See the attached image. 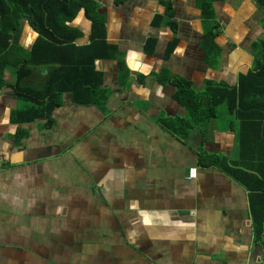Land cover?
I'll use <instances>...</instances> for the list:
<instances>
[{"label":"crops","instance_id":"obj_1","mask_svg":"<svg viewBox=\"0 0 264 264\" xmlns=\"http://www.w3.org/2000/svg\"><path fill=\"white\" fill-rule=\"evenodd\" d=\"M96 1L105 15L106 38L116 43L124 63L97 62L102 87L109 91L102 106L73 104L64 93L51 125L45 119L15 124L10 113L20 107L19 100L14 81L4 75L0 264H264V250L253 239L247 189L217 167L198 163L200 146L208 153L235 155L230 121L219 126L214 118L206 130L177 138L156 117L184 115L185 108L172 98L174 86L153 75L166 67L191 80L196 90L205 78L235 84L238 73L251 66L250 44L260 33L254 0L215 4L224 17L220 24H226L216 37L222 47L217 68L203 60L194 0ZM169 1L175 31L151 24ZM238 7L244 14H236L240 21L255 20L254 33L246 27L250 36L230 26L234 21L227 12ZM71 24L83 32L78 42H87L90 22L82 12ZM24 28L20 43L29 48L37 35L29 25ZM174 35L178 42L163 59ZM149 36L157 43L148 55L143 44ZM44 73L35 70L26 82L42 85ZM17 127L26 130L18 141Z\"/></svg>","mask_w":264,"mask_h":264},{"label":"trees","instance_id":"obj_2","mask_svg":"<svg viewBox=\"0 0 264 264\" xmlns=\"http://www.w3.org/2000/svg\"><path fill=\"white\" fill-rule=\"evenodd\" d=\"M125 0H114L119 3ZM224 0H194L203 28L200 47L203 60L211 68L220 63L222 47L216 37L222 32L217 20L215 4ZM263 13L264 0H254ZM164 14H155L153 26L169 25L176 30L172 3L163 2ZM96 0H0V88L7 65L14 66L15 80L11 84L13 95L24 102L10 113L15 124L45 119L49 126L52 111L61 104L62 95L68 93L76 105L102 106L109 91L102 87L104 74L97 62L117 60L123 66L122 54L116 43L106 38L105 15L99 12ZM82 12L90 22L87 42H78L83 36L80 28L71 24ZM29 25L36 33L29 48L20 43L23 26ZM178 42L177 37L167 43L163 59H167ZM157 38L149 36L143 44L145 54H152ZM251 66L237 75L235 84L205 78L201 89L192 81L172 75L166 67L154 72L156 80L174 86L172 98L185 108L184 115H159L160 127L184 140L195 129L206 130L216 118L221 106L232 117L230 127L235 133L236 150L233 157L197 150L198 163L215 166L248 191V204L252 220L253 239L264 250V32L250 44ZM35 70L44 71L43 83L35 86L26 80ZM144 75H139L143 82ZM127 73L120 72V82L126 84ZM26 135L17 127L15 140Z\"/></svg>","mask_w":264,"mask_h":264},{"label":"rangeland","instance_id":"obj_3","mask_svg":"<svg viewBox=\"0 0 264 264\" xmlns=\"http://www.w3.org/2000/svg\"><path fill=\"white\" fill-rule=\"evenodd\" d=\"M230 1V0H229ZM239 1V0H238ZM223 2V1H222ZM222 2H217V4H219V3H222ZM219 6V5H218ZM246 8L248 9V5H246ZM215 10H216V15H217V20L219 21V19L220 18H223L224 19V17H220V15H218V13H217V8H216V6H215ZM219 10H220V7H219ZM178 12L180 13V11H179V9H178ZM228 13V16H230V18L234 21L233 23H231V27L233 28V27H235V26H238L239 28H236V29H239V32L241 33V34H245L246 33V35L247 36H250L249 34L250 33H248L249 31L247 30V28L246 27H248V26H251L252 27V30H250V32H253L254 33V31H255V26L256 25H254V23L252 22V21H255V20H252V21H249V22H247V20L246 19H243L242 21H240V19L239 18H237V16H236V14L237 15H239L240 16V18H241V14H243V10L242 9H240L239 7H238V9L237 10H234V11H228L227 12ZM256 22H255V24L257 23V25H260V26H262V23H263V21H262V19H263V13H262V11H260V9H256ZM244 15V14H243ZM252 22V23H251ZM226 27V24H222L221 23V27H222V29H221V31L223 32V27ZM260 26H258V33H259V36H262L263 35V32H264V29H263V32H261V28H260ZM24 27H27V24H25L24 26H23V29H22V32H21V35H22V33L24 32V30L26 29V28H24ZM247 30V31H246ZM25 33H26V31H25ZM25 33H24V35H25ZM258 33L256 34V35H258ZM262 33V34H261ZM258 36V37H259ZM25 37V36H24ZM258 37H255V39H257ZM254 39V40H255ZM235 42V41H234ZM233 42V43H234ZM218 43H219V41H218ZM233 46V44H231V47ZM234 47V46H233ZM14 66H11V65H7L6 66V68H5V77L8 79V80H10V81H14L15 80V72H14ZM36 86H41L40 84H37ZM18 104H19V106H24V102H22V101H19L18 102ZM216 121L218 122V125L219 126H222V125H226V124H228L229 123V121L230 120H232V117H230L229 115H227L226 113H225V111H224V108L223 107H219L218 108V110H217V116H216Z\"/></svg>","mask_w":264,"mask_h":264},{"label":"built area","instance_id":"obj_4","mask_svg":"<svg viewBox=\"0 0 264 264\" xmlns=\"http://www.w3.org/2000/svg\"><path fill=\"white\" fill-rule=\"evenodd\" d=\"M195 175H196V168L195 167L189 168L188 177L193 178V177H195Z\"/></svg>","mask_w":264,"mask_h":264},{"label":"water","instance_id":"obj_5","mask_svg":"<svg viewBox=\"0 0 264 264\" xmlns=\"http://www.w3.org/2000/svg\"><path fill=\"white\" fill-rule=\"evenodd\" d=\"M36 35H37V33H36Z\"/></svg>","mask_w":264,"mask_h":264}]
</instances>
